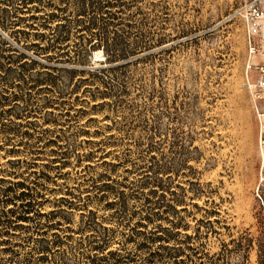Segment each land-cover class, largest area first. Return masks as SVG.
<instances>
[{
	"label": "rangeland",
	"instance_id": "rangeland-1",
	"mask_svg": "<svg viewBox=\"0 0 264 264\" xmlns=\"http://www.w3.org/2000/svg\"><path fill=\"white\" fill-rule=\"evenodd\" d=\"M239 1L112 0L101 22L129 55L89 52L104 83L72 63L54 82L23 79L60 64L33 52L36 29L0 25L11 55L0 58V208L13 210L0 222V264H85L102 226L109 249L133 238L178 248L166 264H258L264 155L250 90L264 57H248ZM20 183L26 220L15 217Z\"/></svg>",
	"mask_w": 264,
	"mask_h": 264
},
{
	"label": "trees",
	"instance_id": "trees-1",
	"mask_svg": "<svg viewBox=\"0 0 264 264\" xmlns=\"http://www.w3.org/2000/svg\"><path fill=\"white\" fill-rule=\"evenodd\" d=\"M0 3L3 4L0 7L1 27L8 29L19 26L17 30L22 35L28 33L25 27L36 29L38 32H35V36L38 41L31 43L36 47L33 52L36 55L45 54L50 60L54 59L60 64L53 66L57 71H60L57 75L52 76L50 73H46L49 76L39 77V72L28 73L23 77L25 80L28 77L37 82L43 79L54 82L58 76H63L65 72L77 71L76 68L68 69L65 65V63H72L74 65L85 64L87 69H80V71L88 72L90 80L98 79L104 83L108 76L107 70L106 68L92 67L89 52L93 49L96 57L103 58L105 56L104 61L106 62L120 61L129 55L128 52L116 47L113 38L110 40L107 36L106 25L101 22L100 14L105 7L107 10L109 6L113 5L112 0H57L56 2L53 0H0ZM18 12H27L28 15L22 16ZM26 20H30V22H26ZM42 42L43 45H41ZM4 50L5 48L1 44L0 58L5 56L11 59V55L1 53ZM31 62H37V60L32 58ZM21 67L25 73L26 70H29L28 62L24 60ZM113 68L110 66L109 69ZM104 184L107 185V183ZM21 186L20 191L14 192L12 197L19 201L21 207L15 217L26 220V214L32 210L33 203L27 196L28 192L23 189V185ZM11 190L12 185H8L4 192ZM7 212H13V210L10 207L7 210L4 207L0 208V222H8ZM50 212L54 213V210L52 209ZM85 224L88 228L94 229L100 226L95 220V213L92 210L86 214ZM107 230L105 226H102L98 237L93 240L95 243L84 257L85 264H166L168 262L166 257L175 258L174 253L178 250V248H173V251L170 252L167 245L152 248L149 238L140 241L135 238L130 239L133 240L131 246L127 245V241H122L120 247L109 249L110 238ZM40 248L42 253L38 255V258L43 259L48 243L40 244ZM258 264H264L263 245H259Z\"/></svg>",
	"mask_w": 264,
	"mask_h": 264
},
{
	"label": "built area",
	"instance_id": "built-area-1",
	"mask_svg": "<svg viewBox=\"0 0 264 264\" xmlns=\"http://www.w3.org/2000/svg\"><path fill=\"white\" fill-rule=\"evenodd\" d=\"M233 15L240 17L245 27L248 57H264V49L256 39L264 37V0H240ZM260 38V39H259ZM249 63L247 67H249ZM256 78L250 90L253 111L258 119L257 143L261 156L264 155V61L255 65Z\"/></svg>",
	"mask_w": 264,
	"mask_h": 264
}]
</instances>
